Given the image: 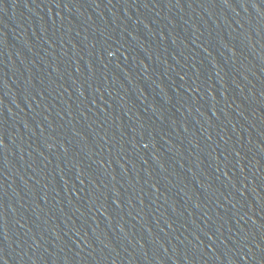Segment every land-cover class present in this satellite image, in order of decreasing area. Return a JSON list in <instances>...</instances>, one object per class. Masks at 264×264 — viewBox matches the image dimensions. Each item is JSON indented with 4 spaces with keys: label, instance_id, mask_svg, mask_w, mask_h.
Masks as SVG:
<instances>
[{
    "label": "water",
    "instance_id": "water-1",
    "mask_svg": "<svg viewBox=\"0 0 264 264\" xmlns=\"http://www.w3.org/2000/svg\"><path fill=\"white\" fill-rule=\"evenodd\" d=\"M0 264H264V0H0Z\"/></svg>",
    "mask_w": 264,
    "mask_h": 264
}]
</instances>
